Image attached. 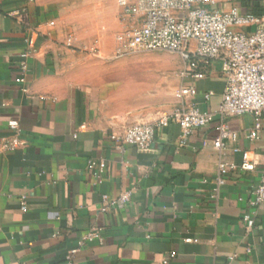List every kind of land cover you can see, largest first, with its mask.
<instances>
[{"label":"crops","instance_id":"0c3cea01","mask_svg":"<svg viewBox=\"0 0 264 264\" xmlns=\"http://www.w3.org/2000/svg\"><path fill=\"white\" fill-rule=\"evenodd\" d=\"M217 4L264 14V0ZM28 26L37 31L36 45L21 82L19 54ZM65 39L56 6L0 0V264H164V258L170 264H264V205L253 209L248 203L264 168V134L248 137L253 116L226 120L238 138L223 157L240 162L249 151L258 169L228 173L214 200L220 154L204 150L202 140L216 136L219 116L184 147L178 146L176 122L157 129L149 150L122 145L111 135L143 121L111 104L110 80L122 73L66 47ZM188 82L198 88L194 102L217 112L225 84L222 60L211 63L205 78ZM11 121L18 122L25 143L4 151L3 138L15 132ZM91 158L106 162L101 180L87 167ZM126 192L130 199L124 201ZM104 196L113 201L104 202ZM246 213L255 215L251 231ZM93 228L102 229L103 240L79 247Z\"/></svg>","mask_w":264,"mask_h":264},{"label":"built area","instance_id":"2783aa9c","mask_svg":"<svg viewBox=\"0 0 264 264\" xmlns=\"http://www.w3.org/2000/svg\"><path fill=\"white\" fill-rule=\"evenodd\" d=\"M116 4L120 27L115 34L112 57L168 51L183 59L184 68L181 71L182 83L176 92L179 106L156 122L130 124L122 132L112 134L111 138L122 145L131 144L140 150H149L157 129L176 122L181 128L178 146L184 147L189 144L196 130L209 126L218 115L220 119L216 136L202 140L204 150L220 154L212 194L216 200L221 187L227 183L228 173H253L258 169V162L249 151L242 152L240 162L225 159L223 152L238 138L237 132L227 123L228 118L251 114L254 121L248 137L258 140L264 134V14L243 13L237 7L224 10L218 6L217 0H116ZM54 24L52 21L51 25ZM247 26L255 28L251 32L244 31L242 28ZM36 35L37 31L28 26L24 38L26 48L19 54L21 82L26 80L28 60L34 53ZM65 45L87 55L102 56L103 53L101 38L78 44L75 36L69 34ZM217 59L222 60L225 81L222 102L217 112L204 111L194 102L198 94L197 85L187 83V80L205 78L211 63ZM205 98L209 99L210 93L205 94ZM10 125L15 132L13 136L3 138L4 151H14L25 143L18 122L11 121ZM87 167L95 170L98 180H101L107 165L104 160L91 158ZM121 199L129 200L130 192L122 194ZM103 200L108 202L110 198L104 196ZM19 201L22 210L26 211V196L22 195ZM248 203L253 209L264 205V168L260 182L250 192ZM106 209L103 205L102 210ZM244 223L247 230H253L255 215L246 213ZM101 230L93 228L83 234L78 246L93 240H103ZM175 255L172 252V257ZM163 263L170 264L167 258L163 259Z\"/></svg>","mask_w":264,"mask_h":264},{"label":"rangeland","instance_id":"374dc122","mask_svg":"<svg viewBox=\"0 0 264 264\" xmlns=\"http://www.w3.org/2000/svg\"><path fill=\"white\" fill-rule=\"evenodd\" d=\"M43 1L59 9L66 37L73 34L78 44L101 38L102 56L84 55L93 62L109 65L114 73H122L119 79L110 80V101L118 106L116 110L137 115L143 120L140 122L149 123L152 118H160L176 107V92L182 83L184 68L178 54L147 51L112 57L115 34L120 27L116 0Z\"/></svg>","mask_w":264,"mask_h":264}]
</instances>
